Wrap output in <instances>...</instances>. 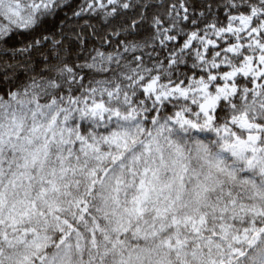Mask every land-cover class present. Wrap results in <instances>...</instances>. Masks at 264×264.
I'll list each match as a JSON object with an SVG mask.
<instances>
[{
    "label": "snow or ice",
    "instance_id": "obj_1",
    "mask_svg": "<svg viewBox=\"0 0 264 264\" xmlns=\"http://www.w3.org/2000/svg\"><path fill=\"white\" fill-rule=\"evenodd\" d=\"M0 264H264V0H0Z\"/></svg>",
    "mask_w": 264,
    "mask_h": 264
},
{
    "label": "trees",
    "instance_id": "obj_2",
    "mask_svg": "<svg viewBox=\"0 0 264 264\" xmlns=\"http://www.w3.org/2000/svg\"><path fill=\"white\" fill-rule=\"evenodd\" d=\"M93 23H96L95 21H93ZM97 26H99V25H97ZM243 259V258H242Z\"/></svg>",
    "mask_w": 264,
    "mask_h": 264
}]
</instances>
